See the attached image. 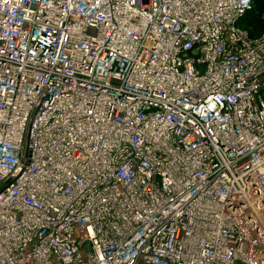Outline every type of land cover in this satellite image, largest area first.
Listing matches in <instances>:
<instances>
[{
  "label": "built area",
  "instance_id": "2783aa9c",
  "mask_svg": "<svg viewBox=\"0 0 264 264\" xmlns=\"http://www.w3.org/2000/svg\"><path fill=\"white\" fill-rule=\"evenodd\" d=\"M254 0H0V264H264Z\"/></svg>",
  "mask_w": 264,
  "mask_h": 264
},
{
  "label": "trees",
  "instance_id": "16d2710c",
  "mask_svg": "<svg viewBox=\"0 0 264 264\" xmlns=\"http://www.w3.org/2000/svg\"><path fill=\"white\" fill-rule=\"evenodd\" d=\"M241 25L252 36H259L264 32V0H254V7L242 18Z\"/></svg>",
  "mask_w": 264,
  "mask_h": 264
}]
</instances>
